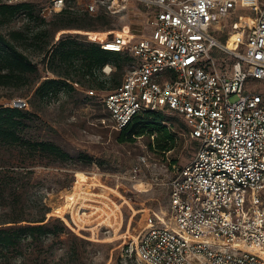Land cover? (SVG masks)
<instances>
[{
    "label": "built area",
    "instance_id": "1",
    "mask_svg": "<svg viewBox=\"0 0 264 264\" xmlns=\"http://www.w3.org/2000/svg\"><path fill=\"white\" fill-rule=\"evenodd\" d=\"M133 1L150 8L152 32L105 34L101 47L131 55L133 65L117 88L87 93L100 97L114 130L146 110L177 115L194 153L169 182L167 215L150 217L121 255L142 264H264V91L247 88L264 82V0ZM64 6L53 0L54 11ZM239 8L234 30L224 31ZM213 49L233 60L220 68Z\"/></svg>",
    "mask_w": 264,
    "mask_h": 264
},
{
    "label": "rangeland",
    "instance_id": "2",
    "mask_svg": "<svg viewBox=\"0 0 264 264\" xmlns=\"http://www.w3.org/2000/svg\"><path fill=\"white\" fill-rule=\"evenodd\" d=\"M29 1L35 4L33 16L19 13L8 23L0 17V32L23 31L26 39L19 41V46L38 66V74L33 76L35 82L22 88L0 85V105L20 107L26 102L27 109L37 116L23 131L24 136L57 143L73 158L60 160L25 146L0 145V177H14L6 189L0 190V220L14 211L12 206L16 204L27 218L46 212V222L52 229L63 224L67 229L37 239L24 238L19 246L0 250V264H142L123 257L122 246L149 226L150 217L167 215L169 182L177 168L193 156V143L182 135L176 119L177 146L165 154L150 150L148 137L120 141L100 97L89 95L87 90H112L132 68V60H122L120 65L112 61V71L98 72L92 81L76 70L80 59L69 67L58 59L49 60V55L60 39L69 35L83 42H99L105 34L128 30L150 35V8L133 0L115 6L109 0H65L63 8L78 13L88 12V4H95L92 14H102L105 20L90 29L58 27L60 18L52 9L53 0ZM244 12L239 8L226 16L223 30L233 31V20ZM211 31L224 41L221 30ZM211 53L220 68L233 60L216 49ZM122 55L125 58L128 54ZM59 72H70L79 82L77 89L64 88L44 100L36 97L40 82L58 77ZM101 83L103 88L98 87ZM247 88L264 91V82L251 80ZM83 153L90 158L79 157ZM173 158L177 159L176 167L170 164ZM77 185L80 190L75 192ZM87 194H92L91 200L83 198ZM82 201L87 206L83 207Z\"/></svg>",
    "mask_w": 264,
    "mask_h": 264
},
{
    "label": "trees",
    "instance_id": "3",
    "mask_svg": "<svg viewBox=\"0 0 264 264\" xmlns=\"http://www.w3.org/2000/svg\"><path fill=\"white\" fill-rule=\"evenodd\" d=\"M34 9L35 4L29 0H19L12 3L0 0V17L3 23L12 21L19 13H27L33 16ZM57 13L60 18L56 23L58 27L96 29L105 20L102 14L78 13L70 8H63ZM22 39L25 40L26 35L21 30H13L9 34L0 32L1 86L22 88L35 82L33 76L38 74V66L20 48L18 42ZM51 59L54 61L58 59L61 63H69V67H74L75 60L80 59L81 64L76 67V70L83 76L90 77L92 81L97 79L98 72L103 74V68L112 61L116 62V65H120L122 60H132L128 55L124 58L121 52L102 48L99 42H83L70 35L60 39L49 55V60ZM71 77L70 72H59L58 77L44 79L35 89V96L44 100L51 98L52 95L64 88L77 89L76 84L79 82ZM121 83L122 81H119L113 89ZM101 85L103 84H99L98 87L103 88ZM101 104L106 112L102 101ZM36 116L27 107L0 105V145L25 146L35 153L39 152L60 160L73 158L68 151L57 143L48 140H33L24 136L23 131L31 125ZM175 119L184 136L186 127L177 115L154 110L138 113L125 127L114 131L121 142H136L139 137H148V148L165 154L177 146L178 131L173 123ZM79 157L90 158L85 153L80 154ZM176 163L177 159L173 158L170 164L172 166ZM12 179L14 177L9 174L0 177V190L6 189ZM12 207L14 211H10L4 220H0V250L19 246L24 238L37 239L42 235L55 234L67 229L64 224L59 229H52L50 222H46V212L37 217L27 218L25 214L19 212L21 210L17 209L18 205L14 204ZM24 221L25 223H21Z\"/></svg>",
    "mask_w": 264,
    "mask_h": 264
},
{
    "label": "bare ground",
    "instance_id": "4",
    "mask_svg": "<svg viewBox=\"0 0 264 264\" xmlns=\"http://www.w3.org/2000/svg\"><path fill=\"white\" fill-rule=\"evenodd\" d=\"M80 190V187H79V185H77L76 187H75V189H74V191L75 192H78ZM78 195H82V194H80V193H78ZM86 196V199H88V200H91L92 199V194H87V195H84L83 196V198ZM85 203V201H82V206L83 207H85V206H87V205H85L84 204ZM63 208H61V210H62ZM75 211V213H73V214H77V210H74ZM62 212V211H61Z\"/></svg>",
    "mask_w": 264,
    "mask_h": 264
}]
</instances>
